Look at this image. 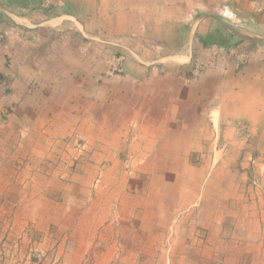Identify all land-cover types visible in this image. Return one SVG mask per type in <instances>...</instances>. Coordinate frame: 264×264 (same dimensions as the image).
I'll use <instances>...</instances> for the list:
<instances>
[{
	"label": "crops",
	"instance_id": "obj_1",
	"mask_svg": "<svg viewBox=\"0 0 264 264\" xmlns=\"http://www.w3.org/2000/svg\"><path fill=\"white\" fill-rule=\"evenodd\" d=\"M6 1L0 0V22L5 12L33 29L28 43H43L45 53H29L26 62L37 63L35 72L26 80L19 76L29 84L7 93L8 115L9 104H0V254L8 256L22 238L47 264H264L261 91L251 92L252 105L240 90L235 104L222 91L212 101L208 150L206 144L183 152L180 144L165 145L180 141L165 130L180 119L193 126L188 140H199L196 125L207 130L205 101L204 121H195L202 103L191 88L196 79H186L183 103L175 95L179 84L166 82L178 81L173 73L194 63L190 37L181 45L155 44L156 31L168 40L179 31L180 6L61 0L68 8L56 14L36 8V0L26 6ZM141 37L159 52L132 47ZM174 58L188 63L170 64ZM71 140L82 142L84 158L73 166L53 164L56 157L67 161ZM167 156L203 160L163 164Z\"/></svg>",
	"mask_w": 264,
	"mask_h": 264
},
{
	"label": "rangeland",
	"instance_id": "obj_2",
	"mask_svg": "<svg viewBox=\"0 0 264 264\" xmlns=\"http://www.w3.org/2000/svg\"><path fill=\"white\" fill-rule=\"evenodd\" d=\"M22 5L33 4V0H21ZM61 0H36L35 6L39 10L42 8H55L56 14L61 12V8H68L61 5ZM165 3L170 5H179L180 9L175 15L180 24L179 31L168 40L161 33L156 31L155 44H164V42H170L171 44H180L186 41L190 37L191 41V53L194 55V63L190 65V68L176 70L175 74H178L180 78L175 77L167 79L166 82L179 84V94H175L179 98V102L183 103V100H187V84L185 81L188 77L196 79L195 83L191 85V88L195 89L197 93V102L201 99V107L197 103V109L195 110V118L197 122L204 121L203 101L207 103V130H204V126H198L197 135L199 140L193 142L188 140V131H191L193 126L182 125V121L186 122L187 119H180L181 122L177 126H166L165 130L168 132H175L174 137H179L180 141L176 139L169 140L165 145L171 147L172 144L179 145L181 152L187 151L189 146L191 148L193 143H196V147L203 149L204 144L207 146V150L214 143L213 128L210 124V108L214 106L213 100H217L221 91L222 94H230L229 98L236 100L239 98V90L244 93L247 104L252 105V96L250 95L254 90H260L264 96V3L263 0H259V3L252 4L253 0H164ZM6 5L9 2L5 0ZM55 3L56 5H53ZM18 7V4H13ZM20 5V4H19ZM51 6V7H50ZM49 11V9H46ZM53 10V9H52ZM8 11V10H6ZM3 22H0V104L3 106L5 103L9 104L8 107H4V114L8 115L10 112L11 96L7 94L13 87L20 88L21 84H29L25 80L27 76L34 73L36 68V62L28 64L26 59L29 53H36L33 49L39 50L40 55H44L45 47L43 43L40 46H34L28 43V41L34 40L32 31L28 30L23 25L16 24L8 15L4 12ZM30 32V34H29ZM148 33V32H147ZM216 36L217 40L227 45L226 48L219 46H210L204 48L200 43L201 37ZM222 36V37H221ZM39 42H43L44 34L36 35ZM55 38V37H54ZM57 39L60 35L56 36ZM141 37L138 43L132 45L136 50L147 52L149 49L159 52V49L152 48L148 45V42ZM115 54L119 55V47L115 46ZM30 51V52H29ZM170 64H185L188 63L186 58H174L171 59ZM36 63V64H35ZM36 65V66H35ZM47 65V64H46ZM48 67V66H46ZM193 73L189 69H192ZM34 71V72H31ZM178 72V73H177ZM19 76L25 80H21ZM183 78V79H182ZM185 78V79H184ZM226 79V80H225ZM188 82V81H187ZM181 83V84H180ZM35 85V81L30 83ZM181 85V88H180ZM184 85V86H183ZM243 85V86H242ZM242 86V88H241ZM245 88V91L241 89ZM205 89V90H204ZM254 89V90H253ZM248 90V91H247ZM203 91L205 94L203 95ZM236 110V109H235ZM28 111V110H27ZM192 127V128H191ZM247 128V126H246ZM249 128V127H248ZM138 130V129H137ZM173 130V131H172ZM134 132L132 126L129 133ZM207 132V135L205 134ZM138 133V131H136ZM207 136V141L204 138ZM173 135H170L168 139H171ZM127 138H129L127 136ZM131 137L130 139H132ZM183 138V139H182ZM166 142V140H165ZM81 141L76 140L69 142L66 160L64 157L52 158L53 164H61L67 162L72 166L80 162L84 155L81 153L84 151V146ZM132 142H129L130 144ZM56 146V143H53ZM137 147V146H136ZM66 151V150H65ZM85 152V151H84ZM197 152H195L196 155ZM198 154V153H197ZM123 163L130 164L128 156ZM156 160V157H153ZM123 160L122 158L120 159ZM155 160H149V163H154ZM203 160L201 157L191 156L184 158H174L171 160L170 156L163 157V164L167 163H180V164H198ZM140 158H132V163H137ZM173 161V162H172ZM114 163V161L112 162ZM122 163V162H121ZM161 163V162H159ZM71 166V167H72ZM70 167V168H71ZM73 174L67 173V180ZM68 193L70 196L75 195V189L69 188ZM66 191V190H62ZM90 191V190H89ZM90 193V192H89ZM86 195V194H85ZM20 243L18 246L11 250V255L4 256L0 254V264H47L43 258L39 262L34 253L31 252L30 244L28 241H24L22 238L18 239ZM33 254V255H32ZM13 259V261H11ZM38 261V262H37Z\"/></svg>",
	"mask_w": 264,
	"mask_h": 264
},
{
	"label": "trees",
	"instance_id": "obj_3",
	"mask_svg": "<svg viewBox=\"0 0 264 264\" xmlns=\"http://www.w3.org/2000/svg\"><path fill=\"white\" fill-rule=\"evenodd\" d=\"M222 37V36H221ZM217 37L216 36H207L206 38L205 37H201L200 38V43L201 45L204 47V48H207V47H210V46H219L221 48H226L227 45L223 42H220L219 39L217 40L216 39ZM187 41V39H186ZM186 41H183L181 44L185 43ZM182 69H184L185 67H181ZM187 69V67L185 68ZM191 69H189L188 71L190 72ZM192 71V70H191ZM194 71H192L193 73ZM190 77V76H189Z\"/></svg>",
	"mask_w": 264,
	"mask_h": 264
}]
</instances>
